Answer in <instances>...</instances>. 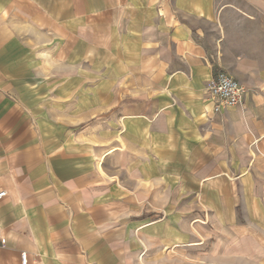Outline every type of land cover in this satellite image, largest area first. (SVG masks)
<instances>
[{"label":"crops","instance_id":"obj_1","mask_svg":"<svg viewBox=\"0 0 264 264\" xmlns=\"http://www.w3.org/2000/svg\"><path fill=\"white\" fill-rule=\"evenodd\" d=\"M0 191V264H264V0H0Z\"/></svg>","mask_w":264,"mask_h":264},{"label":"built area","instance_id":"obj_2","mask_svg":"<svg viewBox=\"0 0 264 264\" xmlns=\"http://www.w3.org/2000/svg\"><path fill=\"white\" fill-rule=\"evenodd\" d=\"M206 91L213 102V110L220 112L227 106L237 105L244 101L246 89L244 86L222 70L215 72L212 79L206 84ZM5 191H0V198ZM22 264H26L25 253L21 254Z\"/></svg>","mask_w":264,"mask_h":264}]
</instances>
